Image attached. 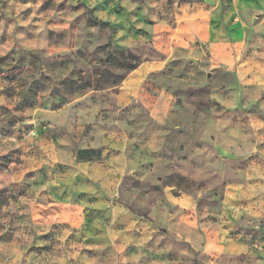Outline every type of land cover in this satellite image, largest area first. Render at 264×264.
I'll use <instances>...</instances> for the list:
<instances>
[{
	"label": "clouds",
	"instance_id": "1",
	"mask_svg": "<svg viewBox=\"0 0 264 264\" xmlns=\"http://www.w3.org/2000/svg\"><path fill=\"white\" fill-rule=\"evenodd\" d=\"M0 264H264V0H0Z\"/></svg>",
	"mask_w": 264,
	"mask_h": 264
}]
</instances>
